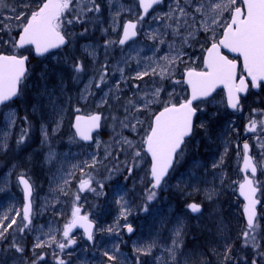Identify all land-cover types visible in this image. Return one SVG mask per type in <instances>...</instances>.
Here are the masks:
<instances>
[{
    "label": "rangeland",
    "instance_id": "1",
    "mask_svg": "<svg viewBox=\"0 0 264 264\" xmlns=\"http://www.w3.org/2000/svg\"><path fill=\"white\" fill-rule=\"evenodd\" d=\"M193 2L195 3V0H193ZM204 2L207 4L209 0H204ZM5 3L8 7L0 8V50L13 51L10 42L19 31L16 27L18 22L15 19L8 20L5 18L14 15V13L10 11L11 8H15L16 13H30L32 9L36 8L39 0H5ZM97 3L101 8L99 13H88L84 23L65 25L64 31L68 34L67 37L70 39V49L75 53L77 49L81 51L78 52L77 55L79 58L81 57L80 62L84 66L83 73H80L79 79H75L74 82H80V84H77L80 87L79 91L73 96L74 102H78L80 106L74 108L72 113H101L104 117V132L97 136L94 144L71 148V150L66 153H61L54 146L55 144L51 136L47 135V140L45 141L44 133L46 130L42 132L44 140L43 158H45L47 162L59 166H62L67 161L70 163L66 175L56 174L54 179L50 180L49 178L45 182L41 179L35 182L28 175L21 173L17 168H22L17 164H8L6 166L0 164V195L7 194L14 202H17L18 199L21 200L20 208H16L14 213H11L10 210L5 212L8 202L3 203L2 209L4 210L2 211L1 209L2 214L7 213L9 214L8 217L12 218L15 217L17 211L22 213L23 199L20 188L16 182L17 176L19 174H24L28 176L33 183L35 191L33 197V213L31 215L32 223L29 227L32 232L31 238L33 239L30 246L31 251L36 237H40L42 240H48L49 236L52 235L56 237L58 242H66L63 237V227L72 219L70 211L66 217V219L68 218L67 222H62L60 219H64V213L69 210L71 199L66 201L65 195L70 196L71 193L73 195V191L69 190V186L71 185L72 179L74 180V183H76L79 189V193H83L84 197V200L76 204V206L81 207V214L90 216L97 223L94 241L91 244L83 242L79 234L70 237L75 239L76 243L66 248L69 249L66 257L74 264H103L105 253L107 252L111 255L109 250L119 245L126 236L130 235L126 225H131L132 228H134L131 217L137 215L138 212L144 213L143 208L145 205L150 209L152 204L157 202L158 195H156L155 199L151 202L146 200L147 189L151 187L149 183L151 176L149 161L147 158H144L143 138L149 130L152 116L158 108L164 106V102L169 100L170 93L172 94L174 102H178L185 97L186 93L181 89V77L186 69L194 67L202 62L203 53L211 44V37L213 35L212 32L199 30L196 32L194 38L189 39L187 44H182L180 37H174L172 35L171 29H168L165 33L163 22L154 20L153 17L167 13L170 5L173 7L175 6V0H166L153 12L150 21H145V23L142 22L143 24L141 27L146 30L142 35L149 40L147 42L136 41L127 49L118 50L116 36L120 29V22L119 20L116 21L114 17L117 19L116 14L118 10H122L123 8L125 9V13L134 15L135 12L132 10V8H134L133 0H97ZM183 3L184 0H181L182 5ZM126 6L127 8H125ZM187 11L192 12V8L187 7ZM104 16L111 17V20L103 23ZM200 18V15L197 14V28H199ZM223 19L228 20L229 14L225 13ZM221 23H223V20ZM213 27L215 28V38L218 39L221 36L222 28ZM9 28L11 29L10 31ZM85 29H87V31H85ZM157 30L158 34L165 33L162 37L165 43L161 44L158 40L149 38V34L157 32ZM181 32L185 35L187 34L185 28H181ZM81 33H83V35H81ZM106 41H115L116 43H112L106 47ZM169 45H172L171 49ZM86 49L87 51H85ZM177 51L183 53L182 60L177 61L173 66V74L169 78L161 80L159 76L148 75L144 76L143 79H133L137 72L144 71L148 66L155 67L156 64L164 65L165 61L162 58L166 55L169 57L175 56ZM88 52H94L95 55H89ZM57 59V54H54L52 60L57 61ZM118 69H123V79ZM104 71L107 72L106 83L101 84L100 87L97 88L96 83L99 82L100 74ZM89 81H92V86L90 88L92 94L87 95L86 99H81V93L85 85L89 84ZM174 81H180V83H174ZM117 83H119V90L116 88ZM262 87L264 88V85ZM156 88L163 89L159 98L161 101L160 103L153 104L149 109H142L141 111H136L134 106L128 105L130 99L133 100L137 106L141 105L143 101L140 98L144 97L145 93H148L150 98L151 93ZM260 99L261 102H264V89L260 92ZM102 100H106L107 102L102 103ZM125 107L128 108L127 112L125 111ZM208 107H210V109ZM77 108L80 109L79 112L76 111ZM202 108L203 119L201 123L206 124L207 130L200 128L199 131L208 132L210 118L214 120L219 119V121L224 120L226 106L223 94H218L214 101H210L208 104L203 105ZM241 113H243V110H241L240 114ZM238 114L239 113L236 115ZM67 115L66 113L65 116ZM125 116L128 117L126 122L129 125H136L134 130L131 127H121L119 121L124 120ZM113 117H117L118 120L114 121ZM18 119V110L15 104H9L0 109V152H6V154H8L9 151H11V155H16V153H14V146H17V149L20 150L21 145L18 144L17 141L18 138L21 137L20 134L22 132H20V130H17V133L15 132L18 126ZM137 120L142 121V123L137 124ZM251 120L257 122L256 130L249 131L252 137L245 139L239 146L241 148L239 155L242 153L243 159V145L244 143L251 142L253 147L252 153L261 169L258 184L261 186V198L263 199L264 110H262L260 106H258L257 109L254 108L249 114L247 118L248 128L250 127ZM248 134L249 133H245L243 136H248ZM121 136L133 141L135 148H129L127 144L117 143V141L121 139ZM15 142L16 144H14ZM198 142L197 139L195 141L192 140V143H190L187 148L185 147L186 149L178 158L175 172L167 183L168 186L172 185L174 189L178 188L182 194L185 187L189 186L192 179L193 181H198L199 179V176H196V170L194 168L197 169L200 167L202 159L193 161L194 164L192 166L188 156L192 154ZM134 151H140L141 157L136 158L138 166L134 167L131 176L128 173L130 179L126 176L127 179L115 181L113 177L114 174H117L119 171L122 172L123 169L127 170V166L133 164ZM50 152L54 154L52 159H49ZM94 159L97 163L94 167H90L89 165H92ZM237 162L239 165L242 163L241 157L238 158V161H235L236 164ZM184 165L189 166L188 168H190V171L187 174L191 179H187V176L184 179V172L180 173ZM89 174L92 177L91 188L95 189V191L89 189L81 191L79 188L80 181L82 178L87 179ZM72 175H74V177ZM242 181L243 179L241 177L238 180L236 178L232 180L233 185H235L236 182L240 184ZM104 182H108L109 187L104 186ZM101 184L103 185L102 188L100 187ZM168 188L170 187L165 188V190ZM101 196L107 197V199L112 196L109 203L111 207L108 209L107 213L103 215L104 218H106L104 221L96 218L93 204V201L100 199ZM121 197H123V200H121ZM74 200L76 199L74 198L73 201ZM118 201H120V203H118ZM122 204L128 209L127 219L121 216ZM74 205L75 204L70 205L72 210ZM3 217L4 216L1 215L0 219ZM47 217L51 218L46 219ZM16 219L17 222H19L20 218L16 217ZM7 222L8 221H4V223ZM219 222L222 221L219 219ZM109 228H112L113 231L109 232ZM11 233L10 239L15 238L14 235L17 233L15 226H13ZM255 235L260 244L259 250H253L256 251L255 254L250 251L253 254L251 259L243 255L240 264H252L253 259L257 261V264H264V256L259 254L264 252V219L262 218L255 227ZM24 238L23 236H19L15 239L20 245H23L26 243L24 242ZM46 249L55 253L58 247H56V244H52L51 247L36 249L35 251H44ZM7 258L8 260L5 264H23V260L18 259L19 257L13 258L7 256ZM2 259H5V257L2 256ZM0 263L4 264L3 260H1ZM104 264L112 263L105 261Z\"/></svg>",
    "mask_w": 264,
    "mask_h": 264
},
{
    "label": "snow or ice",
    "instance_id": "2",
    "mask_svg": "<svg viewBox=\"0 0 264 264\" xmlns=\"http://www.w3.org/2000/svg\"><path fill=\"white\" fill-rule=\"evenodd\" d=\"M139 7L143 10V15H139L136 20L127 21L123 25L122 37L118 40L120 45H124L131 37L137 35V25L144 20L145 16L149 13L155 5L162 3V0H138ZM8 7L5 0H0V8ZM187 7L192 8V12L187 11ZM101 10L97 0H39L36 8L32 9L30 13H16L15 8L10 11L14 13L13 16L6 17L5 19H15L18 23L16 27L19 29L18 38H12L11 47L13 52L11 54L0 53V105L10 102L14 97L19 94V85L25 77L26 62L28 56L19 53V49H24L26 46H32L35 54L43 56L49 53L52 49L60 48L66 45L69 41L66 38L67 33L64 31L65 25H72L74 23H84L87 19V14L90 12L99 13ZM229 14V19L224 20V14ZM119 13H117L118 15ZM197 14L200 15L199 28L197 25ZM71 17V18H69ZM154 20L163 22L165 33L171 29L174 37H180L182 44H187L190 38H194L199 30L204 32H212L210 47L205 49L207 55L204 57V70L196 71L195 69L188 68L184 73L186 83L191 89V95L178 102H174L172 94H169V100L164 102L162 111L154 115L152 123L146 136L143 138L142 143L145 145V150L151 156V169H150V184L151 187L147 189L146 200L151 202L155 199L158 189L165 176L168 174L169 169L172 167L174 160L178 159L183 153V146L185 140L191 137L194 128V117L197 111H203L199 104L194 106V101L201 103L209 102L208 97L215 91L218 85H222L227 90V104L228 107L238 110L240 108V93H246L249 85L252 88L261 87L264 83V0H209L205 4L204 0H184L183 5L181 0H175V6L169 7V11L161 16H154ZM223 20V23L221 21ZM191 21V23H190ZM222 28V33L219 39L215 38V28ZM181 28H185L187 34L181 32ZM11 29L9 28V31ZM87 31V29H85ZM165 33L153 32L149 34V38L158 40L159 43H165L162 38ZM83 35V33H81ZM115 41H106V47ZM170 49L172 45H169ZM227 49L229 52L239 54L242 57L243 72L237 77V60L229 59L227 55L221 52V49ZM87 51V49L85 50ZM89 55L94 56V52H88ZM183 53L177 51L175 56H164L162 59L165 61L164 65L156 64L155 67L148 66L142 72H137L133 79H143L144 76L152 75L159 76L161 80L169 78L173 74V66L177 61L182 60ZM73 71L77 74L74 79H79V74L84 71V66L80 61L73 64ZM123 79V69H118ZM107 72L104 71L100 74L99 82L96 87L99 88L101 84L106 83ZM180 83V81H174ZM92 81L85 85L81 93V99H86L87 95L92 94L90 88ZM138 87V86H137ZM119 90V83L116 84ZM162 88H156L149 98V94L145 93L144 97L140 99L143 103L139 106L133 100L128 101V105L135 107L136 111L142 109H149L151 105L160 103V94ZM49 103L55 106V102L51 99L52 93H48ZM107 95V94H105ZM102 100V103H106ZM80 111L79 108L76 109ZM125 111L128 108L125 107ZM102 117L100 114H90L87 116L77 115L75 117V134L84 141L92 140L91 133L93 130L98 129ZM128 117L125 116L124 120L119 123L122 128L131 127L133 130L136 125H129ZM27 120V117H25ZM113 120H118L113 117ZM137 124L142 121L137 120ZM257 122L250 121L248 131L256 130ZM59 127V121L57 122ZM201 129L207 130L205 123H200ZM27 130H22V135L17 141L18 144L24 142ZM47 132L44 133L45 141L47 140ZM119 135V134H118ZM99 143V142H97ZM117 143L127 144L129 148H135L134 142L128 140L126 137L121 136ZM227 149H225L226 151ZM239 155V153H238ZM54 156L50 152L49 159ZM141 157L140 151H134L133 164L127 166L129 175L132 173L133 168L138 166L136 158ZM243 161L244 170H251L254 177L257 172V165L253 164L252 158L249 156V145H243ZM223 157H221V163ZM97 161L94 159L90 167H94ZM213 164V167H217ZM20 183L24 186L25 200L29 201L31 195V185L23 176L20 177ZM92 177L89 174L87 179H81L79 188L81 191L86 188L95 191L91 188ZM102 188L103 185L101 184ZM240 193L248 201L244 206V212L247 216V230L242 232V237L245 246H250L254 250H259L260 244L255 235L254 218L256 216L255 205L259 202L254 199L257 188L254 186L253 179L248 176L244 177L243 183H240ZM208 199H211V193L207 194ZM79 201L80 197H75ZM123 200V197H121ZM120 203V201H118ZM192 213L201 212V205L198 203H190L186 206ZM143 210L147 212L149 209L147 205ZM128 209L122 204L121 216L127 219ZM72 219L69 220L63 227V237L66 242H58L55 236L50 235L48 240H42L36 237L32 245V252L34 259L32 264H40L45 260L43 253L37 254L36 249L51 247L56 244L61 251L75 244V239L70 238V233L74 227H81L84 229L85 234L89 240H92L93 224L89 220L88 215H81V207L74 205ZM16 217L20 218V223L17 222ZM4 221H8L6 224ZM32 223L31 219V203H25L22 213L16 212L15 217L9 218L4 216L0 219V241L7 239V234L10 229H13L24 234L29 229ZM129 233L133 232L131 225H126ZM183 221L177 220V227L174 229V238L172 239V246L167 249L173 261L176 260V253L183 246ZM109 232L113 231L112 228L108 229ZM154 243H150L145 247L137 248L136 251L142 255L150 254ZM15 252L23 254L25 249L13 238L10 246ZM231 246H225V260L230 258ZM264 256V252L259 253ZM105 256L109 260H115V256L109 255L107 252ZM56 264H66L63 259H60L56 253H53ZM252 264H257L253 259Z\"/></svg>",
    "mask_w": 264,
    "mask_h": 264
},
{
    "label": "trees",
    "instance_id": "3",
    "mask_svg": "<svg viewBox=\"0 0 264 264\" xmlns=\"http://www.w3.org/2000/svg\"><path fill=\"white\" fill-rule=\"evenodd\" d=\"M78 52L81 51L77 49L75 53L68 46L59 51L57 61L52 60V57L35 59L30 56L29 74L22 84L19 98L14 102L19 117L15 132L17 133V130L22 132L26 129L27 134L24 142L20 144V150L17 149V146H14L16 155H11V151L8 154L0 152V164L2 166L17 164L22 168L17 169L31 177L35 182L38 179L43 182L49 178L50 180L54 179L56 174H67L68 166L49 163L43 158L42 132L46 130L48 135L51 136L54 146L61 152H66L71 147L75 148L79 144L72 129V120L76 115L72 111L80 106L78 102L73 100V96L78 93L80 88L77 85L80 82L74 83L76 73L72 67L76 61H81V57L79 58L77 55ZM48 93L53 94L51 99L55 102V106L49 103ZM260 108L264 110V105H260ZM66 113L67 116H65ZM25 117H27V120H25ZM58 121L59 127H57ZM197 154V151L195 155L192 153V161L197 157ZM144 158H147L145 154ZM187 166H182L183 168L180 170V173L184 172L183 176L190 171ZM223 167L227 174L223 177H217V182H212L210 178L202 179L204 183L200 180L196 181L197 185L193 184L188 189L185 188L183 194L178 188L174 189L172 185H169L167 197L158 192L157 202H154L147 212H138L137 215L131 217L132 223H134L133 232L126 236L119 245L109 250L111 256H115L116 259L114 261L109 260L105 256L103 264L105 261L112 264H240L243 255L251 259L256 251H253L252 247L244 245L241 234L247 230V227L240 210H238L240 201L236 186L232 182L234 172L239 174V168L238 170L234 169V165L232 168ZM202 170L198 169V173L201 174ZM72 176L74 177V175ZM126 176L130 179L131 174L128 177L126 169L113 175L115 181L127 179ZM104 186L109 187L108 182H104ZM69 190L73 191V195L72 193L70 196L65 195V200L69 201L71 199L70 205H76L84 200L83 193H79L73 179ZM209 192L211 193V199L207 197ZM76 195L80 197L79 201H73ZM111 198L107 199V197L101 196L100 199L93 201L97 219L106 220L103 215L111 207L109 205ZM5 202H8L5 212L10 210L11 213H14L16 208H20V199L14 202L7 194H3L0 195V213ZM190 203L200 204L201 212L192 213L186 207ZM231 204H233V207L230 209ZM70 205L69 210L63 215L64 219H60L62 222L68 221L66 217L69 211L70 215L72 213ZM1 215L8 216L9 214L1 213ZM178 219L183 221L184 225L183 246L176 253V260L173 261L167 249L172 246L174 229L177 227ZM219 219L222 222H219ZM18 223H20V219ZM10 231L11 229L7 234L8 236ZM31 234V230L27 229L24 234L17 231L14 235L15 238L25 237L24 242L26 243L21 245L25 249L23 254L15 252L10 247L7 249L6 245L11 244L7 237L6 243H0V259L7 254L13 258L19 257L18 259L23 260V264H32L34 256L30 250L33 240ZM83 242L85 241L83 240ZM150 243L155 245L150 254L142 255L136 251L137 248L145 247ZM226 245L231 246L228 260H225ZM68 252L69 249L65 248L61 251L58 248L55 253L66 264H74L66 257ZM36 253L45 255V260L41 261L40 264H56L53 252L38 251Z\"/></svg>",
    "mask_w": 264,
    "mask_h": 264
},
{
    "label": "flooded vegetation",
    "instance_id": "4",
    "mask_svg": "<svg viewBox=\"0 0 264 264\" xmlns=\"http://www.w3.org/2000/svg\"><path fill=\"white\" fill-rule=\"evenodd\" d=\"M163 4V3H162ZM160 4V5H162ZM133 5L134 8H132V10L135 12L134 15L130 14V13H125V9L123 8L122 10L119 9L118 10V15L116 14L117 19L114 17V19L117 21L119 20L120 22V29L118 31V35L116 36V41L118 43V40L122 37V33H123V25L130 20H136V18L139 15H143V11L142 9L139 7V3L138 0H133ZM157 5L156 7H154L149 14H147L144 18L143 21H141L138 25H137V38L134 41H130L125 45H120L118 43V50L121 49H127L129 46H131L132 43L134 42H138V41H145L147 42L149 39L143 37V33L146 31L145 29H143L141 27V25L143 24L142 22L145 23V21H150L151 16L153 14V12L160 6ZM127 8V6L125 7ZM133 13V12H132ZM112 17V19H113ZM111 20V17H106L104 16L103 19V23L105 22H109ZM204 54V53H203ZM195 67L197 68H202L203 67V63H199L197 65H195ZM181 89L186 91V86L183 82V75L181 77ZM264 88L261 87L258 91H253L251 86L249 87V91L247 94L246 99L243 101V104L246 103V106L244 108V111H246L244 114H240L241 111H238L237 113H239L238 115L236 114H225L224 116V120L219 121V119L214 120L212 118H210L209 120V131L208 132H201L199 131L200 127L199 124L201 123L202 119H203V114L202 111L198 110V115L196 118V124H195V137L194 139H191L190 141H188L185 145V147L187 148L189 146L190 143H192V140L195 141L197 139V141H199L198 143H196L192 153L195 155V152L197 151V159L201 160L202 164L200 165L199 168L196 169V176H199L198 181L200 180V182L204 183L202 181L206 180V179H212V182L215 181L217 182V177H223L227 174V171H224V167L226 166V168H232V166L234 165V169L238 168V162L237 164L235 163L236 160H238V157L236 155V146L239 144H242V142L248 138V136H243L245 133H242V129L244 127H246V125L248 124L247 121H245L244 119H246L247 117H249L250 112H247V110L249 108H256L260 105H264V102H261L260 99V92H262ZM220 93V92H219ZM218 93V94H219ZM217 96V95H216ZM215 96V97H216ZM187 97V95L185 94V98ZM215 99V98H214ZM214 99L212 100H208L210 101H214ZM248 99V100H247ZM209 102L206 103H199L200 107L202 108L203 105L208 104ZM210 109V107H208ZM263 110V109H262ZM241 115V117H240ZM264 126V124H263ZM198 127V129H197ZM251 138V137H250ZM250 152H251V156L254 159V154L252 153V143L250 142ZM184 147V150L186 149ZM225 149H227L225 151ZM239 151H241V149L239 148ZM234 153V154H233ZM221 157H223V162L221 163ZM206 161V165L204 164V162ZM213 164H217V167H213ZM222 166V167H221ZM198 169H203L201 171V174L198 173ZM228 170V169H226ZM241 177V175L238 177V173L234 172V178L232 180H234L235 178L238 180ZM189 182V181H188ZM254 183L255 185H258V181H256L254 179ZM196 184V181L191 180L190 184L188 187H190L191 185ZM188 187H185L186 189H188ZM161 193H163V195L165 197H167L168 194V190L162 189L160 191ZM261 192V191H260ZM231 207H233V204H231V206L229 207L231 209ZM213 216L215 214H212ZM261 219V216L258 217V220ZM7 254L4 255L3 257H5V259H2L3 262L5 263L8 258H7Z\"/></svg>",
    "mask_w": 264,
    "mask_h": 264
},
{
    "label": "water",
    "instance_id": "5",
    "mask_svg": "<svg viewBox=\"0 0 264 264\" xmlns=\"http://www.w3.org/2000/svg\"><path fill=\"white\" fill-rule=\"evenodd\" d=\"M163 1H164V0H162V2H163ZM155 6H156V5H155ZM150 10H152V9H150ZM150 10H149V11H150ZM142 11H143V10H142ZM135 37H136V36H135ZM135 37H131L129 40H132V39L135 38ZM17 38H18V36H17ZM129 40H128V41H129ZM128 41H127V42H128ZM67 45H68V43H67L66 45H64V46H61L60 48H63V47H65V46H67ZM28 47H31V48H32V50H33V53H32V54H33V57H34V58L44 57V56L48 55L49 53H51V52H53V51H56V50L60 49V48L52 49V50H50L49 53H45L43 56H38V55L35 54L34 48H33L32 46H26L24 49H26V48H28ZM24 49H19V51H22V50H24ZM223 51H225L226 54H224ZM221 52H222L224 55H227V56L230 55V56H232V57L239 58V59L241 60V65L243 64L242 57H239V54L229 52L227 49H223V48L221 49ZM206 55H207V53H206ZM26 56H28V60H27V62H26V69H27V71H26V73H25V77H26V75H27V73H28V70H29V67H28L29 55H26ZM237 65H238V68H237V77H238V74H239V67H240V64H239L238 61H237ZM25 77L22 79V81L25 79ZM185 79H186V77L184 78V80H185ZM22 81H21V83H22ZM21 83H20V85H19V92H20V86H21ZM185 84H186V83H185ZM186 86H187V88H188V93H189V96H190V95H191V89H190V87H189L187 84H186ZM220 89H224L222 85H218V86L216 87L215 91H214V92L211 94V96L208 97V98H211V97L216 93V91H218V90H220ZM253 89L258 90V88H253ZM224 91H225V93H226V100H227V90L224 89ZM247 92H248V90L246 91V93H240L239 95H240V96H245V95L247 94ZM18 95H19V94H18ZM17 97H18V96H17ZM17 97H14L10 102H12L13 100H15ZM208 98H207V99H208ZM10 102H8V103H10ZM198 102H199V101H194V105H195L196 103H198ZM8 103H6V104H8ZM6 104H4V105H6ZM4 105H0V107H2V106H4ZM227 105H228V104H227ZM228 108H229L231 111H235V109H232V108H230V107H228ZM160 111H162V109H161ZM100 115H101V114H100ZM196 115H197V114H196ZM84 116H87V115H84ZM101 117H102V115H101ZM195 117H196V116H195ZM195 117H194V120H195ZM102 120H103V118H102L101 121L99 122V123H100L99 128L93 130V132L91 133V135H92V140L84 141V140H81L78 136H77V138H78L80 141H82L83 143H86V144L92 143V142H93V137H94V135H95L97 132L101 131ZM74 124H75V119H74V121H73V129H74V131H75ZM189 138H190V137L186 138V140L189 139ZM186 140H185V141H186ZM145 152H146V150H145ZM146 153H147V152H146ZM147 155H148V157H149V159H150V163H151V156H150V154H148V153H147ZM175 162H176V160H174L173 165H172V167L169 169L168 174L165 176L164 180L168 177V175H169L170 172L172 171ZM150 169H151V166H150ZM248 171L251 172L250 169H248V170H244V163H243V172H244V173H247ZM20 177H21V176H19V177L17 178V180H18V183H19V185H20V187H21V189H22V191H23V195H24V186L20 183ZM23 177H24V179H27V180L29 181V179H28L27 177H25V176H23ZM163 182H164V181H162L161 186L163 185ZM29 184L31 185V188H32L31 195H30V197H29V201H30V203H31V212H32L33 186H32V184H31L30 181H29ZM161 186H160L159 188H161ZM159 188H158V189H159ZM239 194H240L241 199L245 202V204H247L248 201H246L245 198H244V196L241 195V193H240V188H239ZM256 196H257V192H256V194H255L254 199H256ZM24 199H25V196H24ZM256 200H257V199H256ZM29 201H26V200H25V203H27V202H29ZM258 201H259V200H258ZM259 204H260V201L255 205L256 216H255V218H254V222H255V219H256V217H257V207L259 206ZM243 213H244L245 220H246V222H247V216H246L244 210H243ZM90 221H91V220H90ZM91 222H92V221H91ZM92 224H93V228H92V235H93V232H94V229H95V224H94V222H92ZM74 230H80V231L84 232V229L81 228V227H79V226L74 227L72 231H74ZM84 233H85V232H84ZM85 235H86V234H85ZM86 237H87V235H86ZM87 239H88V238H87ZM88 240H89V239H88ZM90 241H91V240H90Z\"/></svg>",
    "mask_w": 264,
    "mask_h": 264
},
{
    "label": "bare ground",
    "instance_id": "6",
    "mask_svg": "<svg viewBox=\"0 0 264 264\" xmlns=\"http://www.w3.org/2000/svg\"><path fill=\"white\" fill-rule=\"evenodd\" d=\"M65 215V214H64ZM6 224V223H5ZM11 230H13V229H11ZM11 235H12V233H11V231H10V234H9V236L7 235V237L9 238V240H10V242H12V240L13 239H10L11 238ZM7 240V239H6ZM6 240H4V241H0V243H6ZM9 245L10 244H8V245H6L7 246V249H9ZM0 261H1V259H0ZM1 264V263H0ZM5 264V263H4Z\"/></svg>",
    "mask_w": 264,
    "mask_h": 264
}]
</instances>
